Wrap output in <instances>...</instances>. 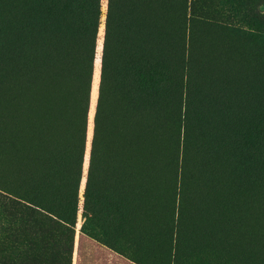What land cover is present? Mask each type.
<instances>
[{
  "label": "rangeland",
  "instance_id": "obj_1",
  "mask_svg": "<svg viewBox=\"0 0 264 264\" xmlns=\"http://www.w3.org/2000/svg\"><path fill=\"white\" fill-rule=\"evenodd\" d=\"M145 2L148 5L138 20L147 15L150 20L146 49L150 42V50L155 45H176L181 88L174 100V95L167 100L165 110L160 107L157 112L154 106L135 115V150L149 152L159 166L147 170L133 165V177L127 182L106 178L98 170L90 182L89 199L102 222L90 224L84 198L108 0H101L89 116L90 69L86 43H81L77 52L67 51L79 57L73 65L65 144L45 145L39 151L30 150V131L19 119L21 94L33 77L45 82L48 75L54 77L58 66L51 54V70L37 76L42 68L34 71L30 64L37 63L38 56L17 59L13 40L18 35L19 0H0V240L6 241L7 264H79L82 259L84 264H264L259 248L264 227L256 218L264 204V48L260 44L264 0ZM7 4L11 16L5 15ZM87 13V8L77 9L68 17L77 22ZM8 20L11 40L5 38ZM7 48L16 58L5 61L1 51ZM39 56L38 62L45 65ZM48 102L58 107L56 93L51 92ZM152 125L159 130L158 147L147 136ZM144 136L150 139L145 141ZM40 183L43 191L35 196L46 200H68L70 189L72 195L79 186L75 226L61 224L31 204L28 191L38 190ZM179 205L177 229L172 210ZM230 217L235 222L229 223ZM4 228H8L5 235ZM2 257L0 253V264Z\"/></svg>",
  "mask_w": 264,
  "mask_h": 264
},
{
  "label": "trees",
  "instance_id": "obj_2",
  "mask_svg": "<svg viewBox=\"0 0 264 264\" xmlns=\"http://www.w3.org/2000/svg\"><path fill=\"white\" fill-rule=\"evenodd\" d=\"M147 5L148 2L145 0H108L88 186L84 198V212L87 214L85 218L90 224L102 222L96 205L90 203L89 199L92 190L90 183L92 177L99 170L106 178V175L114 176L116 179H121L122 182H127L133 177L130 169L133 165L147 170L151 167L156 169L160 163L156 157L148 156L149 152L147 154L144 151L138 153L135 150L134 141L138 139L135 130V115L139 117L154 106L157 108V112L160 107L161 111L165 110L167 100L172 95H174L173 100L175 99L176 89L178 93L180 92L181 80L176 76L177 63L175 60L179 52H177L176 45L173 48L163 44L155 45L150 50V42V48L146 49L148 47L146 39L150 37L151 33L150 20L146 18L148 15L142 16L138 20V14L144 13ZM7 7L8 4L5 7V15L11 16ZM83 8L88 10L86 15L78 16L77 22H74L75 19L69 20V13ZM18 16L15 23L18 35L13 40L17 43V59L25 61L27 54L35 55L33 56L35 59L42 55L45 65L42 66L38 62V58L37 63L33 60L35 64H30L34 71L38 70L39 66L42 68L37 71V76H43L48 70H51L48 65L49 58H52L51 54L58 66V72L53 71L54 77L48 75V80L45 78L47 82L33 77L31 83L28 84V89L21 94L22 108L19 119L23 127L30 131V150L39 151L49 144H57L61 147L65 144L63 141L71 118L73 96L71 89L75 73L73 65L79 57L69 55L67 51L74 52L75 50L77 52L81 48V43H86L85 61H88L90 69V86L86 107L88 117L97 41L101 27V0H19ZM5 28V38L11 40V22L9 20L5 22ZM262 28L264 31V27ZM158 36L160 37L159 33ZM260 44L264 48V34L260 36ZM157 46L159 49L156 55L153 54V51ZM1 55L5 61L13 59V56L16 58L9 48L1 51ZM51 92L57 95L58 107H53V104L48 102ZM262 113H264V108ZM157 122L160 123L158 117L154 118V123L158 126ZM147 129H153V133L150 135ZM147 129V136L152 139V142L145 136L144 140L150 139L149 143L158 147L160 145L158 127L152 125ZM261 141L264 143V137L261 138ZM3 145L4 151L7 152L8 142L5 141ZM261 156V169L264 171V149ZM83 163L84 153L81 156V164ZM19 166L21 167L22 164ZM43 187V184L40 183L38 190L28 191L32 197L28 198L30 202H33L31 204L54 217L61 224L69 227L75 226L79 206V186L76 185L73 188L72 195L70 189L68 200H46L36 197L35 195L39 191H43ZM261 206L258 208L256 218L262 228L264 227V204ZM181 213L182 206L180 207V205L177 209L172 210L176 228ZM233 222L235 219L230 217L229 223ZM7 230L8 228L3 229L4 235L7 234ZM262 240L264 242V233ZM263 242L259 248L264 259ZM5 249L4 238L0 240L3 264H7ZM96 250L93 246L91 247V251L96 252ZM79 264H84V260H80Z\"/></svg>",
  "mask_w": 264,
  "mask_h": 264
},
{
  "label": "crops",
  "instance_id": "obj_3",
  "mask_svg": "<svg viewBox=\"0 0 264 264\" xmlns=\"http://www.w3.org/2000/svg\"><path fill=\"white\" fill-rule=\"evenodd\" d=\"M97 89H98V91H99V84H98V86H97ZM98 93V92H97ZM97 99H98V96H97ZM96 104H97V100H96Z\"/></svg>",
  "mask_w": 264,
  "mask_h": 264
},
{
  "label": "bare ground",
  "instance_id": "obj_4",
  "mask_svg": "<svg viewBox=\"0 0 264 264\" xmlns=\"http://www.w3.org/2000/svg\"><path fill=\"white\" fill-rule=\"evenodd\" d=\"M38 160V159H37Z\"/></svg>",
  "mask_w": 264,
  "mask_h": 264
}]
</instances>
